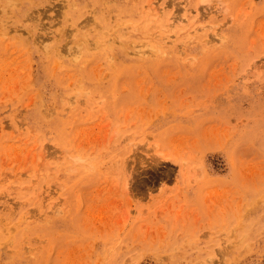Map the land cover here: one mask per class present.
<instances>
[{
    "label": "rangeland",
    "instance_id": "1",
    "mask_svg": "<svg viewBox=\"0 0 264 264\" xmlns=\"http://www.w3.org/2000/svg\"><path fill=\"white\" fill-rule=\"evenodd\" d=\"M0 264H264V0H0Z\"/></svg>",
    "mask_w": 264,
    "mask_h": 264
},
{
    "label": "bare ground",
    "instance_id": "2",
    "mask_svg": "<svg viewBox=\"0 0 264 264\" xmlns=\"http://www.w3.org/2000/svg\"><path fill=\"white\" fill-rule=\"evenodd\" d=\"M198 18H199L198 15H195L193 21H197ZM177 19L179 20V22L181 21V19L184 20L183 17L181 18V16H180L179 18H177V17L175 18L176 21H177ZM203 28H204V26L200 25V26H199L198 28H196V29H197V30H198V29H199V30H202Z\"/></svg>",
    "mask_w": 264,
    "mask_h": 264
}]
</instances>
